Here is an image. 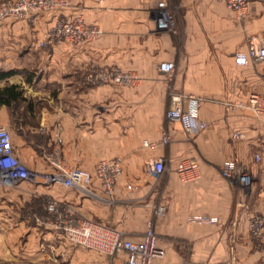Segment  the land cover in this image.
<instances>
[{"label": "crops", "instance_id": "0c3cea01", "mask_svg": "<svg viewBox=\"0 0 264 264\" xmlns=\"http://www.w3.org/2000/svg\"><path fill=\"white\" fill-rule=\"evenodd\" d=\"M68 2L61 16L35 13L0 25V72L10 73L0 79V91L19 95L0 104V119L30 171L50 170L44 156L60 140L68 167L91 172L98 162L117 159L123 175L113 201L96 182L86 192L29 183L0 187V261L123 264L122 254L110 257L69 243L55 227L61 214L111 227L132 241L151 224L164 251L152 264H264V237L249 231L253 217L264 218V116L229 106L264 96V59L246 66L234 60L253 41L264 47V0L249 2L241 14L208 0ZM161 2L174 17V33L157 30ZM78 15L102 32L100 39L40 46L59 17ZM162 62L174 64L177 93L200 99L195 110L207 127L198 135L165 118L167 83L157 68ZM103 67L130 73L138 83H85L87 73ZM235 132L241 137L233 138ZM163 133L166 145L160 143ZM145 141L156 147H144ZM149 158L162 159L166 171L160 177L146 172ZM182 160L198 164V181H179L175 168ZM226 161L251 177L248 188L221 176ZM158 206L165 208L162 217L154 214Z\"/></svg>", "mask_w": 264, "mask_h": 264}, {"label": "built area", "instance_id": "2783aa9c", "mask_svg": "<svg viewBox=\"0 0 264 264\" xmlns=\"http://www.w3.org/2000/svg\"><path fill=\"white\" fill-rule=\"evenodd\" d=\"M208 1L222 3L228 9L241 14L249 2L257 0ZM68 7V0H2L0 1V25L8 19L30 18L35 13H58L61 16ZM156 27L160 32H175L174 17L164 2L158 4ZM101 36L102 32L96 26L86 24L79 15L72 18L59 17L40 46L61 42L79 46L86 42L97 41ZM263 59L264 47L254 41L250 43L247 53H238L234 56L235 63L239 66H246L250 62H260ZM157 68L167 83L169 106L165 118L169 122L178 123L187 135L195 136L204 131L207 125L198 119L195 110L200 99L177 93L171 85L175 73L174 64L162 62ZM138 80L136 76L116 67H103L85 76V83L100 86L134 87ZM229 106L232 109L248 110L255 117L264 116V96L250 95L246 102H236ZM239 137H241L239 132L233 134V138ZM160 143L162 145L169 143V136L166 133H163ZM143 146L154 148L156 144L145 141ZM45 159L50 169L48 172L36 173L28 170L16 157L11 134L0 119V187L12 188L20 183H29L46 186L61 185L86 192L87 188L96 182L103 196L109 201L114 200L115 185L123 175V167L119 160L100 161L91 172L68 167L61 159L60 140H57L50 153L45 154ZM256 160L258 161L259 158L256 157ZM145 169L148 174L157 178L166 171L162 159L154 158L145 161ZM219 171L224 179L236 181L244 189L251 185V177L242 173L235 161L224 162ZM175 174L184 184L200 179L199 166L193 160L180 161L176 165ZM127 189L130 190L131 187L127 186ZM48 208L55 211V207L51 204ZM154 214L156 217L164 216L165 208L156 207ZM199 221L208 224L216 223V219L201 218ZM55 227L73 245L110 257L117 254L124 255L123 264H152L155 260L164 258V251L157 245V238L151 224L148 225L139 241L126 239L121 232L111 227L73 217L65 218L61 214L55 216ZM249 231L255 238L264 237V218L253 217L249 223Z\"/></svg>", "mask_w": 264, "mask_h": 264}, {"label": "trees", "instance_id": "16d2710c", "mask_svg": "<svg viewBox=\"0 0 264 264\" xmlns=\"http://www.w3.org/2000/svg\"><path fill=\"white\" fill-rule=\"evenodd\" d=\"M10 73H1L0 72V79L4 78L5 76L9 75ZM19 95H15L12 90H2L0 91V104L9 105L15 99L17 100Z\"/></svg>", "mask_w": 264, "mask_h": 264}, {"label": "rangeland", "instance_id": "374dc122", "mask_svg": "<svg viewBox=\"0 0 264 264\" xmlns=\"http://www.w3.org/2000/svg\"><path fill=\"white\" fill-rule=\"evenodd\" d=\"M1 1H2V0H1ZM44 160H45V162L47 163V161H46V159H45V156H44ZM0 264H4V263L0 261Z\"/></svg>", "mask_w": 264, "mask_h": 264}]
</instances>
